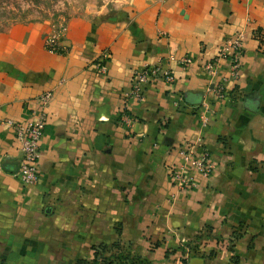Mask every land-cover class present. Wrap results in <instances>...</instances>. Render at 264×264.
<instances>
[{
    "label": "crops",
    "instance_id": "crops-1",
    "mask_svg": "<svg viewBox=\"0 0 264 264\" xmlns=\"http://www.w3.org/2000/svg\"><path fill=\"white\" fill-rule=\"evenodd\" d=\"M50 29L0 36V262L74 264L118 241L151 264H264V0H138L69 24L59 52ZM240 32L239 78L230 54L211 76L206 61ZM155 64L176 79L126 96ZM46 92L40 177L26 186L5 122L34 118ZM187 146L214 167H190L197 186L182 190L172 169Z\"/></svg>",
    "mask_w": 264,
    "mask_h": 264
},
{
    "label": "built area",
    "instance_id": "built-area-1",
    "mask_svg": "<svg viewBox=\"0 0 264 264\" xmlns=\"http://www.w3.org/2000/svg\"><path fill=\"white\" fill-rule=\"evenodd\" d=\"M58 33L59 32L57 31H51L47 36V48L50 51L59 52L63 47L61 37ZM243 39L244 36L241 32L229 39H226L218 58L206 61L204 65L205 70L211 76H214L217 72L219 59L227 54H230V77L233 80H237L240 74L241 57L244 50ZM105 56H107V54ZM102 61H100L98 65L101 67L102 71H105L106 67ZM183 61H190V59L185 58ZM158 79L173 82L176 79V76L171 69L165 68L160 64L145 65L144 67L135 70L133 73L130 91L126 93V96H133L142 100L145 95L146 85L151 81ZM216 91L217 95L222 96L225 91L224 84L220 83L217 86ZM51 97L52 94L50 92H46L41 95V105L34 118L26 120L8 119L5 122L7 125L13 127L16 139L20 144L21 158L15 175L20 179L22 184L26 186L36 184L40 177V145L47 122V104ZM121 118L128 125L131 124L133 120L131 114L125 110L122 111ZM207 122L208 119L203 117V125H206ZM180 154L182 156V162L176 164L172 169L176 185H178L180 189H190L197 186V181L190 173V167L200 172L201 175L206 178L211 176L214 164L210 160L207 151H203L200 155H197L192 147L187 146L180 149Z\"/></svg>",
    "mask_w": 264,
    "mask_h": 264
},
{
    "label": "rangeland",
    "instance_id": "rangeland-1",
    "mask_svg": "<svg viewBox=\"0 0 264 264\" xmlns=\"http://www.w3.org/2000/svg\"><path fill=\"white\" fill-rule=\"evenodd\" d=\"M138 0H0V36L13 23L47 21L62 38L69 24L95 18ZM3 263V262H0Z\"/></svg>",
    "mask_w": 264,
    "mask_h": 264
},
{
    "label": "trees",
    "instance_id": "trees-1",
    "mask_svg": "<svg viewBox=\"0 0 264 264\" xmlns=\"http://www.w3.org/2000/svg\"><path fill=\"white\" fill-rule=\"evenodd\" d=\"M116 262L126 264H151V262L141 256L133 255L131 251L121 246L116 241L111 244L100 243L93 247L92 258H79L74 264H114ZM5 264V262L0 263Z\"/></svg>",
    "mask_w": 264,
    "mask_h": 264
}]
</instances>
